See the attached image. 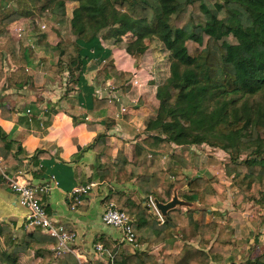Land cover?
<instances>
[{
    "label": "trees",
    "instance_id": "1",
    "mask_svg": "<svg viewBox=\"0 0 264 264\" xmlns=\"http://www.w3.org/2000/svg\"><path fill=\"white\" fill-rule=\"evenodd\" d=\"M69 3L76 5L71 13ZM47 13L57 19L66 17V34L77 43L124 42L137 64L148 49L158 52L162 72L156 92L159 107L156 117L146 125L152 133L143 140L147 147L171 153L172 145H207L229 155L224 169L230 184L219 176L189 178L179 165L140 168L155 198L168 202L175 185L185 180L188 188L180 190L179 196L187 202H199L204 216L217 202L215 185L224 191L237 188V207L245 202L264 204V0H0V34L15 20ZM30 55L25 46L18 56L8 58L0 49V83L5 80L14 88L28 83ZM9 58L11 67L7 70ZM66 69L74 73L61 61L59 70ZM112 69L107 66L101 70L99 79H105ZM131 76L124 74L126 80ZM93 100L97 108L115 109L110 98ZM93 150L99 167L117 168L123 174L118 176L119 182H124L125 168H136L121 152L117 157L122 162H115L113 146L103 135L94 142ZM0 153L2 166L16 170L18 155L2 131ZM43 154L37 152L33 165H38ZM0 182H4L1 170ZM107 201L135 219L136 242L148 244L147 251L131 252L121 244L104 241L114 254V264H211L224 259L229 264H264V252L243 263L234 262L230 218L228 225L205 218L198 222L193 219L196 209L185 213L174 208L162 222L147 205L125 192L114 191ZM256 220L261 224L264 217ZM183 226H191L200 238L198 247L186 243L178 253L150 252L179 237ZM13 231L10 224H0V264H23L22 256L30 251L37 264H79L72 252L55 254L51 249L55 239L39 228L22 239L15 238Z\"/></svg>",
    "mask_w": 264,
    "mask_h": 264
},
{
    "label": "crops",
    "instance_id": "2",
    "mask_svg": "<svg viewBox=\"0 0 264 264\" xmlns=\"http://www.w3.org/2000/svg\"><path fill=\"white\" fill-rule=\"evenodd\" d=\"M47 16L48 13L20 18L0 34V49L7 58L12 54L18 56L23 46L31 52L27 65L28 83L18 88L8 87L5 80L0 83V131L12 142L13 152L18 155V167L24 169L26 181L52 184L50 192L39 198L54 223L77 233L73 243L77 253L90 264H106L105 258L94 254V247L105 242L120 244L119 230L102 221L112 192H125L145 205L148 196L155 198L149 192L148 177L139 172L140 168L154 165L167 169L179 165L189 178L219 176L226 180L225 183L230 182L225 178L224 162L220 161L222 151L211 152L212 148L207 145H172L174 151L168 153L163 148L151 149L143 143L144 138L152 134L146 130L147 122L156 117L159 107L156 92L162 72L158 66L161 59L158 52L148 49L137 64L124 42L77 43L76 39L65 36L63 19L66 17L54 22L55 17L49 14L52 18L48 20ZM19 28L23 29L21 37L18 36ZM9 60L6 61L7 70L11 67ZM61 61L72 67L74 73L70 74L68 69L60 71ZM107 66L113 69L105 79H99V72ZM126 73L132 75L129 80L124 77ZM135 74L139 81L136 85L133 84ZM95 97L114 100L115 109L97 108ZM100 135L111 142L115 162H122L117 157L121 152L123 159L136 165L131 171L125 168L124 182L118 181V176L123 177V174L117 168L99 167L93 144ZM37 152L44 154L38 165H33ZM89 184H94L89 194L73 208L70 193L80 185ZM215 187L217 202L205 216L199 202H187L179 196L180 190L188 188L185 180L175 185L170 200L174 196L182 200L184 205L176 208L185 213L196 209L193 219L198 222L205 218L207 222L228 225L230 218L228 227L234 233V262L243 263L257 257L264 252V222L260 224L256 220L264 217V204L245 202L237 207L232 192L236 194L238 190L229 187L224 191ZM255 207H259L257 215L253 212ZM2 223L10 224L18 239L34 229L28 226L27 210L18 204L17 195L5 180L0 182ZM180 230L179 237L155 246L150 252L156 255L161 250L178 253L186 243L199 246L200 238L191 226H183ZM123 247L131 252L148 250L147 243L139 244L137 250L127 245ZM21 260L23 264L39 262L33 251L24 254ZM77 260L79 262V258ZM229 262L224 259L211 264Z\"/></svg>",
    "mask_w": 264,
    "mask_h": 264
},
{
    "label": "built area",
    "instance_id": "3",
    "mask_svg": "<svg viewBox=\"0 0 264 264\" xmlns=\"http://www.w3.org/2000/svg\"><path fill=\"white\" fill-rule=\"evenodd\" d=\"M43 28H46L43 25ZM23 29H18V36H22ZM137 74L134 75L133 84L139 83L136 79ZM3 157L0 153V170L5 183L12 192L17 195L18 204L27 210L28 226L39 228L44 234H47L55 239L53 244V251L55 254L62 252H72L79 258V264H90L89 261L83 259L77 250L73 247V243L77 238V233L68 230L65 226L54 223L52 217L49 215L44 203L39 198V195L49 193L52 187L48 184H34L26 181L24 175L25 171L22 167L16 170L9 171L2 166ZM94 184L80 185L70 193L69 199L73 208L79 204L83 197L87 196ZM147 206L154 211L160 221H164L162 213L157 209L155 198L147 197ZM102 221L104 224L116 228L120 232V244L127 245L137 250L139 244L136 242V235L134 231L135 220L125 211L118 208V206L111 202L105 208L102 214ZM94 254L105 258L106 264H114V254L102 243H97L94 247Z\"/></svg>",
    "mask_w": 264,
    "mask_h": 264
},
{
    "label": "rangeland",
    "instance_id": "4",
    "mask_svg": "<svg viewBox=\"0 0 264 264\" xmlns=\"http://www.w3.org/2000/svg\"><path fill=\"white\" fill-rule=\"evenodd\" d=\"M76 5H75V3H69V5H68V10H69V12L71 13L72 11H73V9H74V7H75ZM47 18H48V20L50 19L51 20V18L52 17H50L49 16V14H48V16H47ZM54 18V17H53ZM57 19V18H56ZM58 20V21H57ZM56 21H54V22H61V19H57ZM64 20V22H66L65 20L66 19H63ZM51 25V24H50ZM64 30H65V33H66V24H64V28H63ZM66 37H69L67 34L65 35ZM70 38V37H69ZM71 39V38H70ZM212 149H216V150H212L211 149V152H216L217 150H218V152L219 151H222L221 152V157L223 158V159H221L220 161L223 163L224 162V165H225V163H227L229 160H230V157H229V155L226 153V152H224L223 150H221V149H218V148H213V147H211ZM231 188V187H230ZM235 188V187H234ZM232 190V189H231ZM235 190H238L237 188H235ZM233 193V199L235 200L236 198H237V195H238V193H236L235 194V191H233L232 192ZM259 209V207L257 208V207H255V211H253L254 212V214L255 215H257V213H259V211H257ZM154 212V211H153ZM156 217H157V215H156ZM158 218V217H157Z\"/></svg>",
    "mask_w": 264,
    "mask_h": 264
},
{
    "label": "water",
    "instance_id": "5",
    "mask_svg": "<svg viewBox=\"0 0 264 264\" xmlns=\"http://www.w3.org/2000/svg\"><path fill=\"white\" fill-rule=\"evenodd\" d=\"M157 209L162 213L163 216H167L168 212L171 209L176 208L177 206L184 205V202L180 200L177 196H174L172 200L167 203L160 202L159 200L155 199Z\"/></svg>",
    "mask_w": 264,
    "mask_h": 264
}]
</instances>
